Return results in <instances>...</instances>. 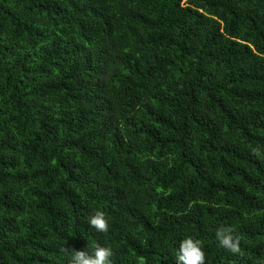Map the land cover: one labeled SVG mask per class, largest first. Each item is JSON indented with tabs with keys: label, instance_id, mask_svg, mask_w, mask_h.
Segmentation results:
<instances>
[{
	"label": "trees",
	"instance_id": "1",
	"mask_svg": "<svg viewBox=\"0 0 264 264\" xmlns=\"http://www.w3.org/2000/svg\"><path fill=\"white\" fill-rule=\"evenodd\" d=\"M0 264H264V0H0Z\"/></svg>",
	"mask_w": 264,
	"mask_h": 264
}]
</instances>
